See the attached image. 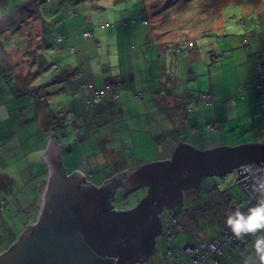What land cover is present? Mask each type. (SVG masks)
I'll use <instances>...</instances> for the list:
<instances>
[{
    "label": "rangeland",
    "instance_id": "obj_1",
    "mask_svg": "<svg viewBox=\"0 0 264 264\" xmlns=\"http://www.w3.org/2000/svg\"><path fill=\"white\" fill-rule=\"evenodd\" d=\"M68 6L77 14H70L65 9ZM143 20H147L146 25H142ZM101 21L106 24L105 27L99 26ZM95 25L98 26L95 28ZM84 26L94 31L91 38L96 48V61L100 63L99 72L110 69L113 73L119 72L118 65L122 62L125 65L128 62L129 69L137 72L138 59L143 63L141 58L144 56L147 69H150L153 61L155 74H160L158 56L162 50V63H167V70H164L167 73L162 76L171 74L173 80L177 81L178 55L168 47L178 46L181 52L185 48L183 42L188 38L193 41L194 47L188 55H183L184 59L187 61L189 55L196 57L193 66L201 63L203 68L205 63L202 61H209L200 70L203 73L200 75L201 83L195 90L196 95L209 90L210 77L213 84L219 85L222 76L232 75L229 79L232 96H236L245 86L239 84L237 87L236 83L249 74V67L244 63L247 57L250 59L249 56L244 61L239 59L236 65L227 62L221 74L218 63L226 58L225 49L230 52L233 48L237 52L239 49L236 47L245 48V43L259 48L260 39L264 42V0H0V254L34 222L38 211L41 199L38 184L46 171L39 161L46 163L42 160L45 149L38 150V144L43 147L44 142L37 141L40 138L45 141L46 138L48 143L51 138L50 132L38 133V118L42 120L41 124L44 123L45 109L41 103H48L47 107L53 111L61 109L63 103L61 99L57 100L59 92L55 94L61 82L53 83L51 80L61 74L59 67L65 66L64 62L59 61V49L54 41L56 36L63 35L62 29L76 31ZM219 26L226 29L221 30ZM119 27H125L124 35L119 33ZM130 27L137 30L136 39L130 40L127 31ZM106 30H114L115 34L106 33ZM214 61H217L216 64ZM183 63H179L180 72L186 69ZM208 66L211 67L210 71ZM138 73V76H142L141 72ZM192 84L197 86L192 80L189 89ZM124 85V89H130L127 83ZM251 90L255 89H248V92L252 93ZM134 91L141 92L134 86L128 94L120 96L113 108L108 105L100 106L101 111L99 108L89 111L87 105H81L82 110L67 111L71 115L69 118L62 116L66 118L67 135L60 143V160L67 174L77 170H81L83 175L92 173L90 180L101 185L129 168L170 158L177 146V120L164 119L159 115V109L155 108V100L153 103L145 97L136 98ZM248 92H245L246 97ZM218 96L223 100L224 90ZM235 98L237 102L242 100L240 95ZM256 104L260 111L257 100ZM20 109H26L25 116L19 115ZM83 111L87 115L84 116V125L80 126L78 122V131L70 120L74 114ZM257 111L255 113L259 116ZM96 115L97 119L94 117ZM253 120L251 117L246 119L247 123ZM261 127L264 128V121ZM257 129L255 133L259 131ZM252 131L245 128L243 132L239 130L236 133L240 145L253 140L250 136ZM181 135L184 137L183 129ZM262 139L264 130L258 136V140ZM204 180L206 184L215 181L218 190L229 191L238 200L243 198V193L235 186L233 171L207 176ZM147 191L146 185L134 189L117 188L112 200L113 209L133 208ZM195 192L186 189L183 195L192 198ZM198 194L204 197L209 193L203 191ZM191 206L192 201L188 199L181 207L186 215L180 217L182 229L171 246L160 235L155 250L146 260L130 264H181V256L175 255L176 251L169 254L168 248H183L198 233L207 240L218 236L225 225V216L232 209L228 204H223L220 207L222 212L209 215L192 210ZM252 243L251 236H248V242L243 247L231 249L232 245L228 242L221 260L225 264H243V258L252 250Z\"/></svg>",
    "mask_w": 264,
    "mask_h": 264
},
{
    "label": "water",
    "instance_id": "obj_2",
    "mask_svg": "<svg viewBox=\"0 0 264 264\" xmlns=\"http://www.w3.org/2000/svg\"><path fill=\"white\" fill-rule=\"evenodd\" d=\"M62 145L52 137L44 151L48 173L35 220L18 236L0 264H130L146 260L155 248L163 208L175 211L187 188H199L207 176L240 174L264 161V144L218 146L206 150L178 142L171 157L129 168L108 181L126 177L128 187H148L129 210L112 209L106 181L90 188L82 174H67ZM260 164V163H259ZM211 183H215L212 181ZM125 186V185H124ZM114 198V195H113Z\"/></svg>",
    "mask_w": 264,
    "mask_h": 264
},
{
    "label": "crops",
    "instance_id": "obj_3",
    "mask_svg": "<svg viewBox=\"0 0 264 264\" xmlns=\"http://www.w3.org/2000/svg\"><path fill=\"white\" fill-rule=\"evenodd\" d=\"M101 23L102 21L100 22V24ZM142 25H146L144 20H143ZM218 28L221 30L222 28L223 30L226 29L223 26H219ZM92 29L94 30L93 26H92ZM119 29H121L119 31L120 34L124 35L126 33L125 27H119ZM86 31L91 32V30L85 29V26L82 29H78L76 31L75 30L73 31L72 29H69V28H64L62 29L63 35H60L62 39L60 41L58 39H55L56 41H54L59 49L57 50L59 52L58 54L59 61H62L65 64L64 68L59 67L61 74L58 76H54L55 78L51 79L52 81L54 80L53 83L61 82V87L55 91V94H57L58 92L60 94L57 97V100L59 101L61 99V101L63 102L62 105L60 106L62 107L67 106L66 107L67 109L79 108L80 110H82L83 103L86 97L88 96V91L84 90V92L75 94L74 89L72 90L70 86L76 80L77 81L85 80L89 82L90 84H93L94 86L102 87L104 83L107 82L109 79H113L115 81L122 82V88L119 90V97L121 95H124L125 93L128 94L129 90L131 91V89H133V87L136 86V89L140 90L141 91L140 93H142L141 98L145 97L146 100H151L153 101V103H154V100L156 101L155 103L157 104V106L155 105V108L159 109L160 116H164V119L166 120H169L171 118H173L175 121L177 120L176 127H175L177 130V134H176L177 144L178 142H181L184 144H188L198 150H206V149H211V148H215L218 146H229V147L238 146L240 145L239 144L240 138L236 136V133L239 130L243 132L245 128H247L248 130L253 129V131L250 133V136L253 138V140L249 141L248 143H263L264 142V139L258 140L260 131H258L257 133L254 132L255 128H259V129L261 128L260 123L263 121V119L260 116L259 110L257 108V104H256L257 98H256L255 91L251 90L252 91L251 93V92H248L247 90L248 92L247 97L245 96L246 90L243 91L241 95L238 92L237 95H240V99L242 100H240V102H237V98H235L237 95L232 96L233 90H232V85H230L231 81L229 80L232 77V75H230L229 77L222 76V80L219 85L213 84L211 77H210L209 78V84H210L209 90H205V92H199V94L202 97L203 95L202 93H210L212 96L211 103L203 104V103L198 102L196 105H194V107L190 108L191 110L189 109V112L179 114V112L176 111L177 108L181 109L182 108L181 106L183 104L186 105V102H184V99H183L184 96L196 94L195 90H196V87H198V85H200L201 83L200 75L203 73L200 70L204 69L209 61L208 62H205V60L202 61V63H205L204 68L201 66V63L198 64L196 67H194L193 65L196 60V57L191 58V56L189 55V57L187 56L188 58L186 61L184 58L182 59V55L181 56L178 55L177 57L178 67L176 69V77L178 79L177 81L173 80L174 78L173 76H171V74H166L162 76L164 73H167L164 71V70H167V63L166 61L165 63H162V60H163L161 58L162 53L159 54L158 56L159 65L161 67L160 74H155V69L153 67V61H152V65L150 69L149 70L147 69L144 56L141 58V61L143 63L140 62V58L138 59V63H139L138 69L139 70L137 72L134 71V69L132 70L129 69V65H127L128 62H126V65L123 62L118 65L119 72L113 73L112 69H110L109 71L107 70L106 72H99L98 64L100 63L96 61V56H95L96 48L93 44L94 41L91 38L92 34L91 36H84ZM127 31H128V34H129L128 36L130 40L132 38L136 39L137 30L135 28L132 29L130 27L127 29ZM106 33L115 34L114 30H106ZM119 33L117 32V34ZM262 34L264 35V32H262ZM237 44H239V42H237ZM239 47L240 46L236 47L239 49L237 52L234 51L233 48L230 49L231 50L230 52H228L229 50L225 49L227 53L226 58L220 60L218 63V67L220 68L219 71L221 74V72L225 70V66L227 65V62L229 63L230 61L231 65H234V64L236 65L239 59L244 61L246 56H249L250 59H248L247 57L246 58L247 60L244 61V63H247L249 67V74L241 82L236 83L237 87L240 86L239 84L241 85L246 84L247 82L251 81L257 75V72H258V62L256 61L257 56H256V59L254 60V58H252L253 53H258L260 55L259 57L261 58L263 65H264L263 39H260L259 41V48H255L253 47V45H251L250 47L249 44L247 43H246V46L244 45L245 48L243 47L239 48ZM235 54L237 55L235 56ZM97 55L100 56V53H98V50H97ZM63 56L65 57V59ZM180 62H184L183 65L186 68L182 72H180L178 69ZM216 62L217 61H214L213 63L216 64ZM116 65H113L115 69H117ZM191 68L193 70H191ZM210 69L211 67H209V71ZM138 72H141L142 76L141 75L138 76L139 74ZM84 75L86 76V78H84ZM211 75H212V72H211ZM99 77L101 78L100 83H98ZM55 79L57 80L55 81ZM192 80L196 82L197 86L192 84L191 89H189L190 81ZM124 83H127L130 86V89H124L125 88ZM161 84H166L164 86L166 89L165 91H161L163 90V88H161ZM123 89L124 91L122 92ZM223 90H224V98L223 100H221L218 95L222 94ZM157 92H160V94L158 93V95L155 96ZM227 95L229 97L226 99ZM201 99L202 98H200L199 100L201 101ZM117 101H119V98ZM101 103L102 102L97 103L95 105V109L96 108L101 109L100 106L101 107L106 106L105 102H103L102 105ZM253 104L255 106H253ZM255 107L256 109H253ZM256 111L257 113H259V116L256 115L255 113ZM76 117H77L78 122H80L81 125H84V111L79 114L77 113ZM250 117L254 119L253 120L254 122L249 121L247 123L246 119ZM38 120H39L38 122L39 130L38 131H40L42 120L39 118ZM253 125H255V128H253ZM209 126L213 127V130L212 129L211 131L206 130V128ZM182 129H183L184 137L181 135ZM50 133H51L52 139L56 142V144L61 145L59 141L57 142L56 139H54V135L52 134V132ZM63 133H65V131H63ZM65 134L67 135V133ZM66 135H64V137H66ZM37 142H44L43 147L38 144V150L39 151L44 150L45 145H47L46 138H45V141H42L40 138ZM42 160L44 161V152L42 154ZM159 161H163V160H159ZM39 162L46 169V172H45L46 176L45 177L43 176V178L41 176V178L39 179V184H38V193H39V196L42 197V194L45 189V182L47 178L48 169H47L46 164H44L41 161ZM202 186L203 185L201 184V187L199 186V189H202ZM201 207L204 208V205L201 204ZM38 209H39V206H38ZM199 235H200L199 236L200 238L203 237L201 233H199ZM215 237L208 239V240H212ZM155 247H156V244H155ZM168 253L171 254V251L170 252L168 251ZM175 255L181 256V264H187L186 258L180 252H177ZM223 263L225 264V262L222 260L221 264Z\"/></svg>",
    "mask_w": 264,
    "mask_h": 264
},
{
    "label": "trees",
    "instance_id": "obj_4",
    "mask_svg": "<svg viewBox=\"0 0 264 264\" xmlns=\"http://www.w3.org/2000/svg\"><path fill=\"white\" fill-rule=\"evenodd\" d=\"M65 9H68L69 10V12H70V14H73V15H76V12H74L73 11V9L71 8V6H68V7H66ZM144 22L147 24V20H144ZM96 26H98V25H95V27ZM106 26V24L105 25H102V23L100 24V27H105ZM86 33H89V35L88 36H91V34H92V36L94 35L93 33H94V31L92 32H90V31H86ZM58 38H60V40L62 39V37L59 35V36H56V39H58ZM59 40V41H60ZM244 40V42H245V39H243ZM183 44H184V50L183 51H181V52H179L178 50H180L181 48H177V47H168V49H170L174 54H177V55H179V56H181L182 55V59L183 58H185V56H183L184 54H186V55H188V53H189V50L191 49V48H193L194 47V43H193V41L191 40V39H186L185 38V40H184V42H183ZM245 46H246V43L244 44ZM160 52L163 54V52L164 51H162V50H160ZM258 53H255L254 55H253V58H254V60L256 59V56H257V59H256V61L258 62V63H260V65L262 66V68L264 69V65H263V62H262V60H261V58L259 57L260 55L258 54ZM178 59V58H177ZM177 66V65H176ZM57 79H55V81H56ZM52 82H54V80L52 81ZM85 84H90L89 82H87V81H84V80H80V81H75L70 87H71V89L73 90L74 89V91H75V94H79L80 92H84V90H87L88 91V96L86 97V99H85V101H84V103H83V105H87L88 106V110L89 111H92L93 109H95V105L97 104V103H100V102H105V104H106V106H108V103H109V107H114V105L116 104L115 102H118L117 100H118V98L120 99V97L118 96V98L116 99V98H114V96H112V94L111 93H107V94H105L103 97H100V98H96V97H94L93 96V92L91 91V89H83V87H84V85ZM106 84H112L113 85V88H114V90L116 89V88H118V91L122 88V82H119V81H115V80H113V79H109L107 82H105L104 83V85L102 86V87H100V86H94L93 84H90L93 88H94V90H101V89H103L104 87H105V85ZM166 84H161V88H163V90H161V91H165L166 89H165V86ZM248 89H253V88H247L246 89V91L248 90ZM160 91V92H161ZM245 91V92H246ZM255 91V90H254ZM160 92H157L156 93V95L155 96H157L158 95V93L160 94ZM243 93V92H242ZM205 95H209L211 98H212V96H211V94L210 93H204ZM255 94H256V91H255ZM133 95H134V97H136V98H141L142 97V93H140V92H137V91H134L133 92ZM184 97H186V99H188V100H190V99H194V100H196L197 102H203L204 104H206V102L204 101V100H202L201 99V101L199 100L200 98H201V96H200V94H198V95H186V96H184ZM256 98H257V96H256ZM184 99V98H183ZM87 100H88V102H89V104L90 105H88V104H86V102H87ZM183 101V100H182ZM108 102V103H107ZM184 102H185V99H184ZM257 102H258V100H257ZM43 106H44V109H45V111H43L44 112V116H43V118H44V123H42L41 124V126H40V131L41 132H43V133H45V131L46 132H52V134L54 135V139H56V141L58 142L59 141V143H62V138H65L64 137V135H66L65 133H63V131H65V127H66V125L67 124H65L64 123V121H65V119L66 118H69L71 115L67 112V111H71V109H73L74 110V108H69V109H67L66 107H61V109H57V110H55V111H53V110H51L50 108H48L47 106H48V103H45V102H42L41 103ZM258 104H259V102H258ZM182 108L181 109H179V108H177V110L176 111H178L179 112V114H183V113H187V112H189V107L187 106V105H185V104H183L182 106H181ZM259 108H260V106H259ZM76 109V108H75ZM100 111H101V109H99ZM175 112V111H174ZM18 113H19V115L20 116H23V115H25V113H26V109H20L19 111H18ZM259 113H260V116H261V111H259ZM74 114V113H73ZM66 116V118H62V116ZM87 114L86 113H84V116H86ZM95 117V119H97L98 118V115H96V116H94ZM261 118L263 119V121H264V115H262L261 116ZM262 121V122H263ZM42 122V121H41ZM261 122V123H262ZM70 123H71V125H73V126H75V128L78 130V131H80V126H82L81 125V123H80V126L79 125H77L78 124V120H77V117H76V115L74 114V117L70 120ZM261 123H260V125H261ZM206 128V127H205ZM211 129L213 130V127H211V126H209V127H207L206 128V130H209V131H211ZM259 129V128H258ZM261 130H264V128H260L259 129V131L261 132ZM40 131H38V133L40 132ZM57 135H58V137H57ZM84 136V135H83ZM82 136V140L84 139V137ZM243 144H257V143H243ZM242 144V145H243ZM259 144H261V143H259ZM239 146V145H238ZM223 147H227V146H223ZM236 147V146H235ZM62 166H64L63 164H62ZM46 172V171H45ZM43 175H44V177L46 176V174L45 173H43ZM87 175V174H86ZM88 176V179H89V177L90 176H93V174L92 173H90V175H87ZM84 182H88L87 181V177H84ZM122 181H120V180H116V184L113 186V190L115 189L116 190V188L119 186V185H121V184H118V183H121ZM210 182H212V181H210ZM93 183V182H92ZM218 186V184L215 182V184L213 185V186H211V187H208V188H202V189H199V188H197V189H194V188H187V190H194V191H196L195 192V194L193 195V197L192 198H185V197H183V199H182V202H181V204H180V206L174 211V217L177 219V222L181 225V219H180V217L182 216V215H186L185 214V212H183L182 210H181V207L185 204V202L188 200V199H190L191 201H192V206H191V208H192V210H195V211H201V212H203V213H207V214H209V215H216L217 213H219L220 211L222 212V210H221V206L223 205V204H228L229 205V207L231 206V204H232V202H233V200L235 199V198H233L232 196H231V194H230V192L229 191H226V190H218L219 188L217 187ZM237 187V186H236ZM90 188H94V186H92V184H91V186H90ZM186 190V189H185ZM203 191H204V193L205 192H208L209 194H208V196H204V197H201L198 193H200V192H202L203 193ZM113 191H111L110 192V197H109V205L107 206V207H112L113 205H112V200H113ZM201 204L202 205H204V208L203 207H201ZM199 205V206H198ZM198 207H200V208H198ZM223 208V207H222ZM226 215V214H225ZM226 217V216H225ZM33 221H34V219H33ZM225 228H227L225 225H223L222 227H221V230H220V233H219V235L218 236H216L214 239H218L220 236H221V234H222V232H223V229H225ZM182 229V225H181V228L179 229V230H181ZM179 230L176 232V235H177V233L179 232ZM176 235H175V237H176ZM163 236V235H162ZM200 235H199V233L198 234H196V236H194V238L192 239V241H194V242H196L198 239H202V240H205V241H212V240H214V239H212V240H206V238H204V237H202V238H200L199 237ZM175 237L172 239V241L171 242H167V240L164 238V240L167 242V244L169 245V246H171L172 245V243H173V240L175 239ZM228 242H230L231 243V245L232 246H230V248L231 249H235V248H237V247H243L247 242H248V237H245V239L244 240H240V244L239 245H236V243H234V242H232V241H230V240H227V242H225V244H224V246H223V248H222V256L221 257H219V264H221L222 263V260H221V258L224 256V248H225V246L227 245V243ZM12 246V245H11ZM11 246L6 250V251H8L10 248H11ZM171 252H173V251H177V252H180V250L182 249V248H178V247H174V248H168ZM5 252V251H4ZM187 261V260H186Z\"/></svg>",
    "mask_w": 264,
    "mask_h": 264
},
{
    "label": "built area",
    "instance_id": "obj_5",
    "mask_svg": "<svg viewBox=\"0 0 264 264\" xmlns=\"http://www.w3.org/2000/svg\"><path fill=\"white\" fill-rule=\"evenodd\" d=\"M102 25H105V23H102ZM88 35L89 33L84 34V36ZM58 40H60V38H58ZM84 87L86 89H91L93 96L96 98L103 97L107 93H111L116 99L119 96L118 88L114 90L113 85L110 84H106L101 90H94L90 84H85ZM247 88L255 89L257 100L260 106L261 116L264 115V69L260 63H258L257 75L239 90L240 95ZM202 94V100H204L207 104H210L211 97L209 95H205L204 93ZM185 102L189 108L194 107V105L198 103L194 99H185ZM86 104L90 105L88 100ZM259 163H252V170L240 175L237 171L234 172L235 186L241 190L243 193V198H241V200L234 199L230 208L234 209L235 207L240 206L242 209H246L248 206H250V204L255 203L257 198V193L254 191L255 184L258 179L264 178V161ZM211 186H213V184L206 185L205 189ZM158 216L162 223L160 234L163 235L167 242H171L175 237L176 232L181 228L180 224L177 222V219L174 217V211L171 208H163L158 213ZM227 240L236 243V245L240 244V240H236L232 236L230 230L225 228L218 239H214L212 241L198 239L196 242H188L180 250V253L186 258L187 264H219V257L222 256V248ZM168 251L170 252L169 249Z\"/></svg>",
    "mask_w": 264,
    "mask_h": 264
},
{
    "label": "clouds",
    "instance_id": "obj_6",
    "mask_svg": "<svg viewBox=\"0 0 264 264\" xmlns=\"http://www.w3.org/2000/svg\"><path fill=\"white\" fill-rule=\"evenodd\" d=\"M78 171L82 174L83 180L84 177H87L88 183L92 184V186H101L108 181L106 180L101 185H96L92 183L90 178L88 179L85 173L83 175L81 170ZM201 184L203 185L202 188H205L206 185H214L215 183L209 182L206 184L205 181H202ZM254 191L257 193L255 203L250 204L246 209L237 206L230 210L225 218V226L236 240H244L248 236L253 237L252 250L243 258V264H264V178L257 180ZM111 208L113 209V206Z\"/></svg>",
    "mask_w": 264,
    "mask_h": 264
},
{
    "label": "flooded vegetation",
    "instance_id": "obj_7",
    "mask_svg": "<svg viewBox=\"0 0 264 264\" xmlns=\"http://www.w3.org/2000/svg\"><path fill=\"white\" fill-rule=\"evenodd\" d=\"M118 181V180H117ZM120 181H122L121 183H118V184H121V185H119V186H122L123 188H125V187H128V183H127V181H126V177L125 178H121L120 179ZM110 186H109V188H113V186L116 184V180H111V181H108L107 182ZM125 185V186H124Z\"/></svg>",
    "mask_w": 264,
    "mask_h": 264
},
{
    "label": "bare ground",
    "instance_id": "obj_8",
    "mask_svg": "<svg viewBox=\"0 0 264 264\" xmlns=\"http://www.w3.org/2000/svg\"><path fill=\"white\" fill-rule=\"evenodd\" d=\"M250 164H252V163H250Z\"/></svg>",
    "mask_w": 264,
    "mask_h": 264
}]
</instances>
